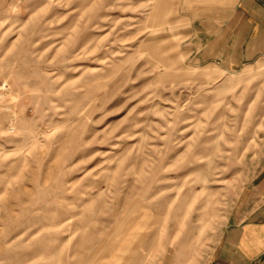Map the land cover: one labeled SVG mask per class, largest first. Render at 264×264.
I'll return each instance as SVG.
<instances>
[{"label":"rangeland","instance_id":"rangeland-1","mask_svg":"<svg viewBox=\"0 0 264 264\" xmlns=\"http://www.w3.org/2000/svg\"><path fill=\"white\" fill-rule=\"evenodd\" d=\"M184 1L0 0V264H209L264 204V61L193 68Z\"/></svg>","mask_w":264,"mask_h":264},{"label":"crops","instance_id":"crops-1","mask_svg":"<svg viewBox=\"0 0 264 264\" xmlns=\"http://www.w3.org/2000/svg\"><path fill=\"white\" fill-rule=\"evenodd\" d=\"M181 12L193 68L228 73L264 61V0H185ZM209 264H264V204L223 234Z\"/></svg>","mask_w":264,"mask_h":264},{"label":"bare ground","instance_id":"bare-ground-1","mask_svg":"<svg viewBox=\"0 0 264 264\" xmlns=\"http://www.w3.org/2000/svg\"><path fill=\"white\" fill-rule=\"evenodd\" d=\"M130 215H131V214H130ZM130 215H129V216H130ZM121 251H122V250H121Z\"/></svg>","mask_w":264,"mask_h":264}]
</instances>
